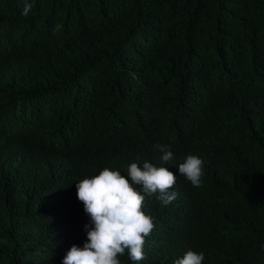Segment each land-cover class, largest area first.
I'll return each mask as SVG.
<instances>
[{"label": "trees", "instance_id": "obj_1", "mask_svg": "<svg viewBox=\"0 0 264 264\" xmlns=\"http://www.w3.org/2000/svg\"><path fill=\"white\" fill-rule=\"evenodd\" d=\"M24 2L0 0V264H63L90 222L76 183L144 161L178 195L147 198V258L121 264H264V0Z\"/></svg>", "mask_w": 264, "mask_h": 264}, {"label": "clouds", "instance_id": "obj_2", "mask_svg": "<svg viewBox=\"0 0 264 264\" xmlns=\"http://www.w3.org/2000/svg\"><path fill=\"white\" fill-rule=\"evenodd\" d=\"M33 7L25 0L21 15L28 17ZM154 147L162 153L163 163L174 158L169 145L158 143ZM204 163L198 156L187 155L178 172L194 187H201ZM125 171L126 175H122L119 170L105 167L98 175L76 183L77 198L90 222L84 225L87 240L83 247L73 245L63 264H121L119 257L125 252L134 262L147 258L144 245L155 223L154 217L144 210L146 200L155 194L165 206L174 201L178 194L170 190L174 188L176 175L167 167L148 161L142 167L133 162ZM135 186H140L139 190ZM204 259L203 252L188 250L174 264H203Z\"/></svg>", "mask_w": 264, "mask_h": 264}]
</instances>
